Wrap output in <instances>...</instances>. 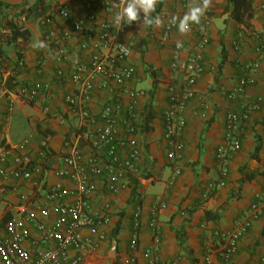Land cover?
Here are the masks:
<instances>
[{
	"label": "built area",
	"instance_id": "2783aa9c",
	"mask_svg": "<svg viewBox=\"0 0 264 264\" xmlns=\"http://www.w3.org/2000/svg\"><path fill=\"white\" fill-rule=\"evenodd\" d=\"M190 0H176L179 11L162 21L161 42L179 30L181 14ZM138 0H63L40 11L36 18L45 48L37 47L35 73L18 85L15 97L23 102L42 103V112L49 125L70 127L65 135L62 163L50 170L45 164L49 151L41 144L31 145L29 137L13 144L0 143V188L28 185L36 194L34 199L22 198L9 219L0 224V264H82L87 256L95 255L108 242L113 206L111 198L125 187L129 176H141L143 151L139 143L142 114L147 92L136 85V68L131 60L135 44L136 21L120 20L115 26L117 11ZM198 6L201 0H197ZM256 14L264 22V0H259ZM199 27H202L198 30ZM204 15L201 22L190 24L197 29V43L185 59L180 58L183 47L173 44V70L181 71L184 85L181 91L168 87V103L162 114L163 140L167 145V160L175 163L174 175L181 173L185 144L181 131L186 125L183 109L190 101L202 98L194 86L215 66L205 65L203 54L209 45ZM251 43L255 57L240 63L239 77L233 89L224 93L227 99L242 97L253 83V74L264 57V35L241 26L230 42V50L241 54ZM18 67L25 72L23 61ZM28 73V72H27ZM57 102L55 105L52 102ZM98 105L97 110L92 106ZM14 106L9 97L7 112ZM264 108V99L243 105L240 110L225 115L223 138L217 145L215 160L219 167L217 185L209 183L203 197L217 186L226 184L229 161L241 149L240 134L252 115ZM0 114V122L4 118ZM57 179L48 183L46 174ZM161 207H163L161 205ZM260 213L259 205L251 204L249 212L234 222L230 233L221 235L222 244L217 259L207 258L206 264H234L240 238ZM152 209L149 219L141 218L140 209L132 213L129 249H138L140 231L149 227L152 241L142 250L147 264L159 263L160 240ZM128 260L133 262V258ZM169 264H177L175 261ZM255 264H264V256Z\"/></svg>",
	"mask_w": 264,
	"mask_h": 264
},
{
	"label": "crops",
	"instance_id": "0c3cea01",
	"mask_svg": "<svg viewBox=\"0 0 264 264\" xmlns=\"http://www.w3.org/2000/svg\"><path fill=\"white\" fill-rule=\"evenodd\" d=\"M35 1L0 0V31L8 32L1 27L10 22L16 25L23 22L30 33L26 43L3 46L0 55V114L5 115L0 122V143L13 145L33 138L31 145L40 142L48 149L45 166L50 170L62 163L65 135H70L74 128L70 127L72 125L60 128L49 125L42 112V103H26L15 97L19 84L27 78H38L34 71L38 58L36 45L43 41L37 20L30 13ZM56 1L63 0H51L50 4ZM258 2L246 0L243 3L252 10L250 19L246 13L248 8L241 20L234 17L233 2L230 0H211L204 14L209 20V45L204 51L203 61L205 65L215 66L216 71L206 72L194 86L204 106L194 100L182 111L186 120L181 131L185 151L179 176L174 175L176 164L167 160L162 114L168 103V87L174 86L181 91L184 85L181 71L171 68L173 44L182 42L180 58L185 59L197 43V29L183 33L173 31L169 39L161 42L160 15L164 14L167 19L173 17L180 8L176 0H157L154 10L147 13L140 9L134 27L136 44L131 60L136 68V85L147 92L138 139L143 151V171L139 177L129 176L124 189L111 198L113 213L109 240L97 254L87 256L82 264H99L101 253L113 239L116 240V252L111 264H147L141 252L152 241L149 227L145 226L140 231L137 251L132 254L129 249L132 213L137 208L144 221L149 219L152 209L157 210L158 264H169L171 261L177 264H206L207 258L217 259L216 253L222 244L221 235L232 232L234 222L248 213L254 202L259 205L260 213L240 238L233 257L234 264H255L264 256V108L257 110L243 128L241 149L229 161L226 184L216 186L207 197H203L207 185H217L220 180L215 151L223 138L226 113L240 110L243 105L255 101L256 97L264 99V57L253 74V83L243 96L235 99L224 97V93L237 84L240 63H248L255 57L249 42L241 54L230 50L235 31L243 26L264 35V22L256 14ZM197 6V0H190L181 19ZM19 61L24 62L28 73L18 67ZM11 96L14 106L8 114L7 105ZM52 103L55 105L57 102ZM98 108V105L92 106L93 110ZM48 132L51 135L43 141ZM46 177L48 183L57 181L51 172ZM35 197V192L26 184L0 188V224L15 212L16 206L8 208L9 205L18 204L22 198ZM182 239L183 244L180 242ZM129 257L133 258V262L128 260Z\"/></svg>",
	"mask_w": 264,
	"mask_h": 264
},
{
	"label": "trees",
	"instance_id": "16d2710c",
	"mask_svg": "<svg viewBox=\"0 0 264 264\" xmlns=\"http://www.w3.org/2000/svg\"><path fill=\"white\" fill-rule=\"evenodd\" d=\"M51 0H36L33 4L32 10L30 11L31 17L36 19L44 8L48 7L50 5ZM233 2V16L236 17L238 20H241V16L247 13L248 19L252 17V10L249 8L250 6H245L243 3L246 2V0H230ZM242 2V4H241ZM243 5V7L241 6ZM248 8V11L245 13V9ZM16 13H14V16L16 17ZM28 14L25 15V18H27ZM1 29H8V32H1L0 31V55L2 54V48L3 46H9V45H15L18 46L20 43H26L29 40V31L28 29L23 25V22L20 25H16L14 23H9V25L2 26ZM136 44V43H135ZM134 44V45H135ZM51 133H47L45 138H43V141H45ZM43 148H46L42 145ZM181 244H183V239L180 241Z\"/></svg>",
	"mask_w": 264,
	"mask_h": 264
},
{
	"label": "clouds",
	"instance_id": "9594fccd",
	"mask_svg": "<svg viewBox=\"0 0 264 264\" xmlns=\"http://www.w3.org/2000/svg\"><path fill=\"white\" fill-rule=\"evenodd\" d=\"M139 4L142 6L143 10L147 13L150 10H154V5L157 0H138ZM211 0H201V5L193 7L188 13H186L180 20L179 30L183 33L190 30V24H199L201 18L204 16L206 11L209 9ZM125 19L127 23H131L138 19V10L134 3H128L126 7L123 8L122 12L117 11L115 15V26H120V20ZM39 48H45L46 45L41 42L36 45ZM177 48L182 47V42L177 43Z\"/></svg>",
	"mask_w": 264,
	"mask_h": 264
},
{
	"label": "rangeland",
	"instance_id": "374dc122",
	"mask_svg": "<svg viewBox=\"0 0 264 264\" xmlns=\"http://www.w3.org/2000/svg\"><path fill=\"white\" fill-rule=\"evenodd\" d=\"M110 248H111V242L106 245L104 251L101 253L99 264H111L112 263V259L115 256V254L109 257L108 252Z\"/></svg>",
	"mask_w": 264,
	"mask_h": 264
},
{
	"label": "water",
	"instance_id": "95a60500",
	"mask_svg": "<svg viewBox=\"0 0 264 264\" xmlns=\"http://www.w3.org/2000/svg\"><path fill=\"white\" fill-rule=\"evenodd\" d=\"M116 252V240H112L111 241V248H110V252H109V256L114 255Z\"/></svg>",
	"mask_w": 264,
	"mask_h": 264
}]
</instances>
